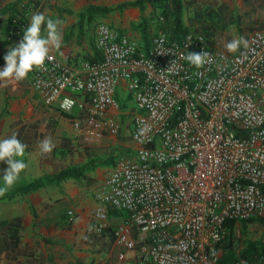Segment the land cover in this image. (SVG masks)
Wrapping results in <instances>:
<instances>
[{
    "label": "built area",
    "instance_id": "obj_1",
    "mask_svg": "<svg viewBox=\"0 0 264 264\" xmlns=\"http://www.w3.org/2000/svg\"><path fill=\"white\" fill-rule=\"evenodd\" d=\"M26 28L22 17L10 26ZM96 34L99 60L50 52L31 84L45 106L79 112L74 127L93 136L105 125L121 134L120 87L135 105V157L99 184L93 231L123 216L112 230L118 264H264V253L224 260L240 223L264 222V30L228 54L195 32L175 40L161 29L149 49L107 23ZM203 50L201 68L181 55Z\"/></svg>",
    "mask_w": 264,
    "mask_h": 264
},
{
    "label": "crops",
    "instance_id": "obj_2",
    "mask_svg": "<svg viewBox=\"0 0 264 264\" xmlns=\"http://www.w3.org/2000/svg\"><path fill=\"white\" fill-rule=\"evenodd\" d=\"M2 1L0 0V6ZM9 1L0 7L3 8L0 15H6L0 25V67L5 64L4 55L9 48L15 47L23 38V35L18 36L10 29L16 18L15 14L21 12L28 20L27 26L31 22V16L36 12H43L47 16L59 17L63 20L62 46L51 52L59 58L74 63L84 60L97 61L101 58L96 43L97 28H94L98 22L115 26V29L119 28L122 36L137 40L140 46H144L140 34L134 31V23L130 21L121 23L117 20L118 14L106 16H111L114 20H103L99 18L103 12L94 10L86 12L90 8H108L115 3L125 4L136 0H34L35 2L27 0L21 2L26 4L21 11L19 10L21 4L18 6V1ZM57 7L62 10L59 11ZM254 7L258 13L256 20L254 18L253 24L247 28L250 34L264 30V13L261 15L256 2ZM261 7L264 10V2L261 3ZM120 11H130L128 16L140 17L139 8ZM150 47L151 45L147 48ZM33 73L21 82L13 80L0 83V139L8 137L16 125L18 128L22 124L35 125L39 136L34 149L26 150L30 153L25 157L29 163L26 177L22 173L21 180L3 197V200H0L2 231L6 228L4 224L14 218L21 217L24 220L23 252L16 260L8 258L7 251H4L5 243L0 240V260L3 264H118L120 248L116 245L112 230L123 222V216L111 214L109 227L102 234L93 231L91 220L97 207L95 194L98 186L111 170L106 175L99 171H86L85 176L69 178L61 182L52 181L31 194L9 198L16 188L33 180L56 175L70 167L87 165L85 160L81 166H59L61 165L59 158L63 157V148L60 154H58L59 150L58 153L56 152L54 158H48L39 152L38 145L44 137L53 135L54 138L57 136L71 138L75 129L73 124L69 126L70 116L63 114L56 107L45 106L33 93L31 88ZM123 94L130 98L124 86L118 91L120 101ZM59 140L62 141L61 138ZM69 212L74 216H70Z\"/></svg>",
    "mask_w": 264,
    "mask_h": 264
},
{
    "label": "rangeland",
    "instance_id": "obj_3",
    "mask_svg": "<svg viewBox=\"0 0 264 264\" xmlns=\"http://www.w3.org/2000/svg\"><path fill=\"white\" fill-rule=\"evenodd\" d=\"M11 1H18L19 6L21 2H26L27 0ZM29 1L35 2L34 0ZM8 2L10 1L3 0L0 7H3V5L7 4ZM184 2L185 9L183 13V20L185 26L187 27L191 28L190 19H198L201 14H204L205 16L206 14L209 15L215 12L220 15V17H216L217 21L219 22V31L217 35L212 38H208L211 44L216 48V51L220 54L229 53L227 52L225 44L230 39L242 37L247 41V38L250 35V32L247 31V28L253 24L254 18L256 20V14L258 13V10L254 12L253 6L246 4L244 0H184ZM22 4L20 5V11L26 6V4ZM120 5L122 4L115 3L107 8L111 9V11L103 12L101 14L99 12V18L103 20H114L111 16L118 14L117 20H119L121 23L129 21L132 22V24L134 23V31L140 34L141 43L144 44L143 47L146 49L152 44L153 39L161 29L167 31V29L164 27L166 23L165 19L163 24L159 22L161 18L160 9H155L151 5H147L143 11L140 10V17L136 16L134 18L131 15L128 16L130 11L126 12L118 10L117 7ZM257 6L262 15L264 10H262L261 5L257 4ZM2 9L3 8H0L1 12ZM58 10L61 11L62 9L58 8ZM86 12H90V10H86ZM15 15V19L22 17L28 23L27 18H25L22 12L19 14L16 13ZM107 15L111 16L106 17ZM4 16L6 17V15H0V25H2V21L5 20ZM260 20H262V18ZM98 24L94 26L95 29L97 28ZM147 25H149V28L145 33L143 28ZM117 29L118 32H120V29ZM168 33L170 34L169 31ZM171 38L178 40L181 38V36L178 38L171 36ZM135 112L136 109L133 101H131L126 94H123L121 98V111L119 117L123 129L120 135H112L108 126L106 125L100 130L99 136H93L89 134L84 128L76 129L73 127L75 132H73L71 138H62L63 136H57L54 138L52 135L51 138L56 147L51 153L44 155L48 158H54L56 157L55 155L58 153V150V154H60V150L63 148V157L59 158V161L61 162V165L59 166H81V164H83L86 160L87 165L90 164L88 171H99L106 175L108 171H110L118 163L125 160H133L135 157V145L131 141L129 131L130 120ZM78 113L79 112H75L71 115H68L70 116L68 122L69 126L73 124V120L77 118ZM59 138H61L62 141L59 140ZM251 247L252 249L259 250V253L262 252L264 248V223H261L260 221L240 223L236 227V231L234 232L233 247L228 252H226V256H230L233 259L239 256L244 257L243 254L246 253Z\"/></svg>",
    "mask_w": 264,
    "mask_h": 264
},
{
    "label": "clouds",
    "instance_id": "obj_4",
    "mask_svg": "<svg viewBox=\"0 0 264 264\" xmlns=\"http://www.w3.org/2000/svg\"><path fill=\"white\" fill-rule=\"evenodd\" d=\"M64 21L59 17L47 16L36 12L31 16V22L24 30L22 40L9 48L4 55L5 64L0 67V83L10 81L21 82L27 79L33 71H39L45 66L46 60H51L50 52L60 49L63 43ZM241 46H247L242 37H235L226 42L229 53L239 52ZM189 65L201 68L209 62L211 54L206 51L181 54ZM143 130H141V134ZM39 152L51 153L56 147L50 136L39 142ZM28 145L13 132L10 136L0 139V163L6 167L0 169V198H3L21 180V174L27 175L29 167L26 156Z\"/></svg>",
    "mask_w": 264,
    "mask_h": 264
},
{
    "label": "trees",
    "instance_id": "obj_5",
    "mask_svg": "<svg viewBox=\"0 0 264 264\" xmlns=\"http://www.w3.org/2000/svg\"><path fill=\"white\" fill-rule=\"evenodd\" d=\"M246 4L250 5H261L264 0H254L252 3L250 0H244ZM147 5H151L155 9L161 10V17L165 19V28L170 32L171 36L174 38L182 37L183 35L193 31L197 34H201L206 36L207 38H212L217 35L219 31V22L216 17H220L217 13L213 12L212 14L200 15L198 19H190L191 20V28L185 26L183 20V13L185 9L184 0H136L134 2H128L120 5L118 10H126L130 8H139L140 10H144ZM100 11V12H109L111 9L107 8H90V11ZM253 11H256V8H253ZM149 25L143 28L145 33L147 32ZM15 132L18 134V138L21 139L25 144L28 145L27 151H32L35 147L36 140L39 137L38 131L36 130L35 125H27L22 124L10 133V135ZM9 135V136H10ZM89 165L84 167H70L60 171L56 175L46 176L43 178H39L33 180L23 186L16 188L13 193L9 196V198H13L17 195H25L36 192L40 188L44 187L47 183L56 181L61 182L69 178H78L85 176V172L88 171ZM6 167V165L0 163V169ZM4 198H0L3 200ZM264 223L263 221H260ZM6 226L5 230L2 231L0 229V240H3L5 243V250L8 253V258L12 260H16L22 254V237L24 235L25 227L24 220L21 217L14 218L13 220L4 224ZM233 228V225H232ZM258 251V252H257ZM259 253V250L249 248L246 253L243 254L244 257H249L252 254ZM264 253V248L262 252ZM2 254V253H1ZM226 261L234 260L230 256H226L224 258ZM0 264H3V261L0 260Z\"/></svg>",
    "mask_w": 264,
    "mask_h": 264
}]
</instances>
